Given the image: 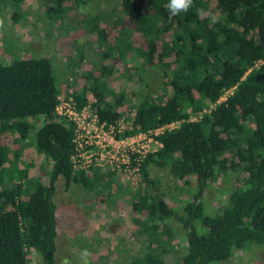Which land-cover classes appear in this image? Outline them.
I'll return each mask as SVG.
<instances>
[{"label":"trees","instance_id":"trees-1","mask_svg":"<svg viewBox=\"0 0 264 264\" xmlns=\"http://www.w3.org/2000/svg\"><path fill=\"white\" fill-rule=\"evenodd\" d=\"M63 1L47 5L53 22L65 13ZM213 1L211 8V0H193L169 21L168 0H119L122 23L145 42H118L119 60L135 71L129 79L143 80L146 68L162 73L158 91H135L134 128L122 134L163 127L153 135L161 146L144 158L129 197L132 209L145 217L134 220L137 234L145 236L142 255L130 264H214L249 244L264 247V0ZM21 2L0 0V16L10 12L17 20ZM198 9L206 15L198 16ZM126 49L131 58L122 53ZM98 72H87L90 82L72 95L80 108L91 93L99 120L115 124L127 99L120 92L107 101L101 85L113 69L101 64ZM58 95L50 58L0 59V264H56V182L90 184L88 171H73L74 125L56 116ZM23 143L51 162L46 182L13 164L19 152L11 145ZM7 164L15 174L6 175ZM161 170L172 183L195 180L182 213L158 190ZM220 174L234 180L225 204L208 214L205 194ZM173 224H180L186 240L175 258Z\"/></svg>","mask_w":264,"mask_h":264},{"label":"rangeland","instance_id":"rangeland-1","mask_svg":"<svg viewBox=\"0 0 264 264\" xmlns=\"http://www.w3.org/2000/svg\"><path fill=\"white\" fill-rule=\"evenodd\" d=\"M21 3L17 20L11 19L10 12L5 17L0 16V20L4 21L0 22V59L17 55L50 58L61 95L75 93V90L88 84L90 81L85 78L86 73L92 71L98 74L101 64L112 67L113 74L103 79L105 86L101 85V88L103 86L106 100L110 102L114 100V93L125 95L127 102L120 108L123 116L118 121L128 130L133 129L135 109L131 104L135 91L139 87L149 92L158 91L162 73L160 69L146 68L141 72L143 80L129 79V74L135 71L128 70L129 64L119 60L121 50L118 42H129L131 47L145 42L138 32L127 30L128 24L122 23L119 0H64L62 6L65 13L56 19L53 15L55 22L48 16L51 13L46 12L47 5L54 6L53 0H22ZM211 3L212 8L214 1L211 0ZM101 29L104 36L99 34ZM169 38L166 35L164 40ZM122 53L125 58H131L130 50H122ZM87 98L95 101L91 93L87 94ZM190 118L195 119L194 116ZM38 125V122L35 123V128ZM31 144L23 143L21 147L11 145L19 152L13 164L18 170L26 169L27 177L46 182L51 162L37 153ZM158 147L155 145L151 150ZM5 166L9 170L7 175L12 171L8 164ZM87 174L90 175V184L86 187L81 183L66 184L62 178L56 182V264H82L80 254L84 250L89 253L88 264H130L135 256L142 255L145 236L137 234L139 225L134 222L145 217L132 209L129 199L138 180L131 184L109 169H92ZM153 175L154 172L151 173ZM156 176L159 177L158 190L161 188L166 192L165 200L182 213L183 203L190 198V191H196L194 178L188 177L187 183H172L162 170ZM233 180L231 175L220 174L210 182L204 198L206 213L214 214L225 204L227 190ZM173 227L174 251L171 255L175 258L186 247V240L180 224H173ZM260 246L249 244L242 250L234 251L227 260L214 264H264V247Z\"/></svg>","mask_w":264,"mask_h":264},{"label":"built area","instance_id":"built-area-1","mask_svg":"<svg viewBox=\"0 0 264 264\" xmlns=\"http://www.w3.org/2000/svg\"><path fill=\"white\" fill-rule=\"evenodd\" d=\"M72 94L58 95L55 114L74 125V152L71 155L74 173L109 169L131 184L137 181L146 155L161 146L153 135L162 132L163 127L153 132L138 129L132 135H122L132 130V127L128 130L126 125L119 121L115 124L100 121L89 98L87 103L79 108ZM174 126L175 123L169 125L170 128ZM155 145L159 147L151 150Z\"/></svg>","mask_w":264,"mask_h":264},{"label":"clouds","instance_id":"clouds-1","mask_svg":"<svg viewBox=\"0 0 264 264\" xmlns=\"http://www.w3.org/2000/svg\"><path fill=\"white\" fill-rule=\"evenodd\" d=\"M193 4V0H168V4L166 5V10L168 13V20L171 21L173 18L178 17L181 12H187ZM198 16H205L206 13L203 10H197ZM210 19L213 23L216 22L215 16H210ZM89 253L87 250H84L80 254V260L82 264H88V257Z\"/></svg>","mask_w":264,"mask_h":264}]
</instances>
